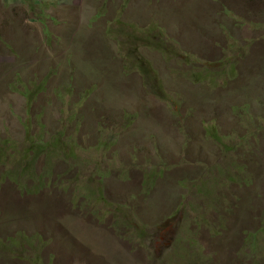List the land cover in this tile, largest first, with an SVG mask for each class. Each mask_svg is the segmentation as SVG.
I'll list each match as a JSON object with an SVG mask.
<instances>
[{
  "label": "rangeland",
  "instance_id": "obj_1",
  "mask_svg": "<svg viewBox=\"0 0 264 264\" xmlns=\"http://www.w3.org/2000/svg\"><path fill=\"white\" fill-rule=\"evenodd\" d=\"M0 264H264V0H0Z\"/></svg>",
  "mask_w": 264,
  "mask_h": 264
},
{
  "label": "clouds",
  "instance_id": "obj_2",
  "mask_svg": "<svg viewBox=\"0 0 264 264\" xmlns=\"http://www.w3.org/2000/svg\"><path fill=\"white\" fill-rule=\"evenodd\" d=\"M29 109H31V107H29Z\"/></svg>",
  "mask_w": 264,
  "mask_h": 264
}]
</instances>
